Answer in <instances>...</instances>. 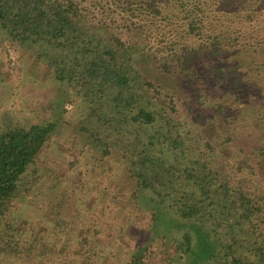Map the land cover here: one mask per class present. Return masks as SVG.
<instances>
[{"label":"trees","instance_id":"16d2710c","mask_svg":"<svg viewBox=\"0 0 264 264\" xmlns=\"http://www.w3.org/2000/svg\"><path fill=\"white\" fill-rule=\"evenodd\" d=\"M245 1L124 0L118 27L127 42L107 20H92L88 0H0V39L30 49L76 91L88 108L82 130L104 174L127 182L134 211L148 213L151 242L172 239L167 264H264V188L242 162L217 163L184 137L158 109L168 86L151 70L156 54L167 51L185 53L192 66L200 49L234 58L264 49V24L256 26L264 0ZM54 130L52 121L0 129V264L105 263L108 250L95 241V226L77 238L73 219L35 228L21 215L36 183L30 169ZM126 254L120 264L150 259L148 246Z\"/></svg>","mask_w":264,"mask_h":264},{"label":"rangeland","instance_id":"374dc122","mask_svg":"<svg viewBox=\"0 0 264 264\" xmlns=\"http://www.w3.org/2000/svg\"><path fill=\"white\" fill-rule=\"evenodd\" d=\"M88 1L95 6L93 21L107 20L123 40H130L122 35L125 28L118 27V23L123 24L118 13L124 0ZM257 6L264 14V2L258 1ZM256 21V26H261L264 16ZM257 50L256 54L234 58L224 52L212 57L210 51L202 49L201 53L200 49L192 66L181 51L176 58L173 51L156 54L154 50L158 60L154 59L151 70L159 83L166 84V89L168 86L158 109L178 125L184 137L193 138L195 146L211 154L217 163L242 162L243 172L264 188V49ZM165 63L169 71L161 67ZM244 65L253 69L243 67V72ZM87 115L88 108L75 90L58 83L30 49L2 36L0 129L55 123L51 138L30 169L29 180L36 183L20 204L21 215L35 228L51 227L53 219H73L79 229L77 238L95 226L99 231L95 241L108 250L104 264H120L127 252L140 246H148V264H167V256L174 253L172 239L151 242L148 213L134 211L136 205L128 201L127 182L116 183L104 174L99 154L89 146L88 133L82 130ZM226 138L228 142L223 141ZM142 206L148 211L146 202ZM59 208L62 217L57 214Z\"/></svg>","mask_w":264,"mask_h":264}]
</instances>
